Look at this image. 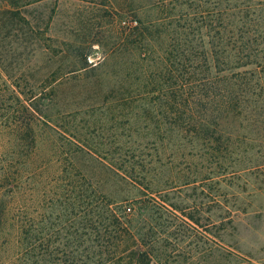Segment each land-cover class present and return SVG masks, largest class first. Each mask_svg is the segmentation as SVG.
<instances>
[{
    "label": "trees",
    "instance_id": "obj_1",
    "mask_svg": "<svg viewBox=\"0 0 264 264\" xmlns=\"http://www.w3.org/2000/svg\"><path fill=\"white\" fill-rule=\"evenodd\" d=\"M43 1L0 0L11 10L0 22V250L10 245L14 251L7 261L0 256V264H256L221 245L219 236L217 242L200 231L190 213L167 200L172 188L137 182L152 168L139 166L135 158L106 169L138 183L148 193L143 198L116 200L99 193L97 180L72 162L79 152L97 160L95 154L71 140L75 149L63 154L65 160L44 185L47 163L34 165L41 149L37 130L51 128L46 111L56 83L66 77L88 79L97 66L84 58L77 68L48 70L50 84L24 80L39 72L22 66L16 51L39 41L23 32L30 24L20 9ZM159 5L153 22L139 20L128 28V60L134 50L137 57L124 78L128 83L132 76L134 83L145 79L132 93L128 89V99L163 109L159 122L166 138L175 126L180 139L195 137L227 148L230 138L224 141L219 131L224 118H256L261 111L255 98L259 85L253 81L264 69V0H158ZM247 74L250 78H242ZM143 111L147 119L151 113ZM206 114L215 117L203 122ZM35 178L43 180L44 200L47 187L55 191V200L44 201L39 224L28 200L15 208L21 190H29ZM188 238L194 246L186 250Z\"/></svg>",
    "mask_w": 264,
    "mask_h": 264
},
{
    "label": "rangeland",
    "instance_id": "obj_2",
    "mask_svg": "<svg viewBox=\"0 0 264 264\" xmlns=\"http://www.w3.org/2000/svg\"><path fill=\"white\" fill-rule=\"evenodd\" d=\"M157 2L45 0L20 9L30 24L23 32L39 41V45L16 51L22 66L39 72L25 81L50 84L45 75L48 70L63 72L77 68L84 58L88 64L97 66L88 79L66 77L56 83V96L46 111L51 128L43 126L37 130L41 149L34 165L47 163L42 177L45 185L55 176L59 162L65 160L63 154L75 149L70 140L80 142L98 161L83 152L70 161L82 166L86 176L97 180L95 188L103 196L132 200L148 193L138 183L117 178L106 165L126 164L135 158L139 166L152 168L137 182H158L164 188H172L167 191V200L190 213L199 222L200 231H207L217 242L219 236L221 245L231 247L253 263L264 264V91L263 94L259 91V86L264 88V69L258 71L253 81L259 85L255 98L260 114L256 118H247V114L245 118L222 121L219 131L225 133L224 141L230 138L227 148L228 144L203 143L195 137L180 139V130L175 126L168 129L166 138V127L159 122L163 109L128 99V89L132 93L142 87L145 79L134 83L136 76H132L130 85L128 77L124 78L129 62L137 57L134 50L128 60V28L134 27L136 21L153 22L158 18L161 8ZM10 12L0 2V22ZM144 108L151 113L147 119ZM213 117L206 114L201 120L208 122ZM42 179H33L29 190L25 186L15 206L18 209L22 199L28 200L36 224L44 201L55 200L53 185L45 189L46 200L41 197ZM184 240L186 250L194 246L188 243L190 238ZM197 242L203 246V242ZM13 252L10 245H5L0 256L7 261Z\"/></svg>",
    "mask_w": 264,
    "mask_h": 264
}]
</instances>
